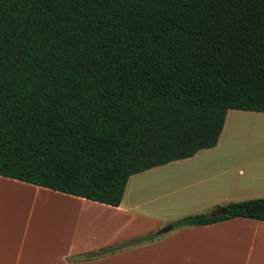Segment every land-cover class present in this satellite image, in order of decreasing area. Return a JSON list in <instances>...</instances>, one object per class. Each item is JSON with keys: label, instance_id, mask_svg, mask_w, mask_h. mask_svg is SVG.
Instances as JSON below:
<instances>
[{"label": "trees", "instance_id": "trees-1", "mask_svg": "<svg viewBox=\"0 0 264 264\" xmlns=\"http://www.w3.org/2000/svg\"><path fill=\"white\" fill-rule=\"evenodd\" d=\"M229 110L264 112V0H0V176L117 207ZM224 208L172 227L264 222V198Z\"/></svg>", "mask_w": 264, "mask_h": 264}, {"label": "crops", "instance_id": "crops-1", "mask_svg": "<svg viewBox=\"0 0 264 264\" xmlns=\"http://www.w3.org/2000/svg\"><path fill=\"white\" fill-rule=\"evenodd\" d=\"M264 112L229 110L215 147L132 175L113 207L0 176V264H264V222L234 218L161 233L179 219L264 198V161L226 147L227 127ZM151 235L93 259L88 253Z\"/></svg>", "mask_w": 264, "mask_h": 264}, {"label": "rangeland", "instance_id": "rangeland-1", "mask_svg": "<svg viewBox=\"0 0 264 264\" xmlns=\"http://www.w3.org/2000/svg\"><path fill=\"white\" fill-rule=\"evenodd\" d=\"M226 147L251 160L264 161V119L244 118L227 127Z\"/></svg>", "mask_w": 264, "mask_h": 264}, {"label": "water", "instance_id": "water-1", "mask_svg": "<svg viewBox=\"0 0 264 264\" xmlns=\"http://www.w3.org/2000/svg\"><path fill=\"white\" fill-rule=\"evenodd\" d=\"M225 212H226L225 208H221V209L217 210L216 212L212 213L211 216L212 217L219 216V215L225 214ZM171 230H172V226H167L160 232L161 233H167V232H169Z\"/></svg>", "mask_w": 264, "mask_h": 264}]
</instances>
